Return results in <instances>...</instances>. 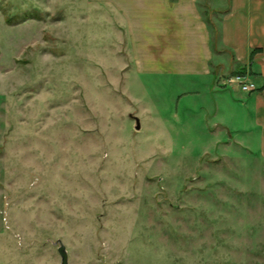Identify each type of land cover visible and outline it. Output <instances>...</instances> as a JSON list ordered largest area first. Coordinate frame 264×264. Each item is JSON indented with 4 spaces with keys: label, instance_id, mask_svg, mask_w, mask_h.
<instances>
[{
    "label": "rangeland",
    "instance_id": "rangeland-1",
    "mask_svg": "<svg viewBox=\"0 0 264 264\" xmlns=\"http://www.w3.org/2000/svg\"><path fill=\"white\" fill-rule=\"evenodd\" d=\"M129 39L114 0H0V264H264L254 92Z\"/></svg>",
    "mask_w": 264,
    "mask_h": 264
},
{
    "label": "crops",
    "instance_id": "crops-1",
    "mask_svg": "<svg viewBox=\"0 0 264 264\" xmlns=\"http://www.w3.org/2000/svg\"><path fill=\"white\" fill-rule=\"evenodd\" d=\"M208 5L219 14L214 25L200 0H114L130 37L134 70L201 77L210 86L243 70L258 85L247 100L254 121L264 125V0H208ZM228 87V97L251 93Z\"/></svg>",
    "mask_w": 264,
    "mask_h": 264
},
{
    "label": "built area",
    "instance_id": "built-area-1",
    "mask_svg": "<svg viewBox=\"0 0 264 264\" xmlns=\"http://www.w3.org/2000/svg\"><path fill=\"white\" fill-rule=\"evenodd\" d=\"M223 84L234 86L237 85L239 88L245 92H252L258 89V85L249 79L246 74H231L223 77Z\"/></svg>",
    "mask_w": 264,
    "mask_h": 264
},
{
    "label": "water",
    "instance_id": "water-1",
    "mask_svg": "<svg viewBox=\"0 0 264 264\" xmlns=\"http://www.w3.org/2000/svg\"><path fill=\"white\" fill-rule=\"evenodd\" d=\"M141 128V122L139 118H136V129L140 130ZM59 246H58V252L61 256V264H68V251L65 246V244L62 242V240H58Z\"/></svg>",
    "mask_w": 264,
    "mask_h": 264
},
{
    "label": "trees",
    "instance_id": "trees-1",
    "mask_svg": "<svg viewBox=\"0 0 264 264\" xmlns=\"http://www.w3.org/2000/svg\"><path fill=\"white\" fill-rule=\"evenodd\" d=\"M238 73H244L243 70H240Z\"/></svg>",
    "mask_w": 264,
    "mask_h": 264
}]
</instances>
